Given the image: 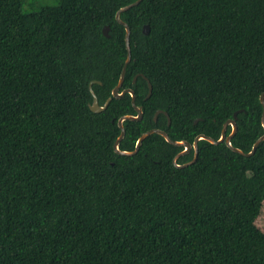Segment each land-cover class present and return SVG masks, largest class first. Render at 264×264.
I'll list each match as a JSON object with an SVG mask.
<instances>
[{
    "label": "trees",
    "instance_id": "1",
    "mask_svg": "<svg viewBox=\"0 0 264 264\" xmlns=\"http://www.w3.org/2000/svg\"><path fill=\"white\" fill-rule=\"evenodd\" d=\"M25 1L0 0V264H264V141L244 156L200 140L182 168L184 147L157 133L114 149L137 115L112 96L127 59L116 14L137 0ZM120 17V93L143 117L119 149L152 129L219 140L238 112L231 143L249 153L264 135V0H142ZM92 81L100 106L111 98L100 113Z\"/></svg>",
    "mask_w": 264,
    "mask_h": 264
},
{
    "label": "water",
    "instance_id": "2",
    "mask_svg": "<svg viewBox=\"0 0 264 264\" xmlns=\"http://www.w3.org/2000/svg\"><path fill=\"white\" fill-rule=\"evenodd\" d=\"M141 2H142V0H137V1H135V2H133L131 4H129V5L125 6V7H122L117 12V14H116L117 21L120 24H122L125 27V29H126L125 44H126V49H127V59H126L125 64L123 66L119 83L117 84V86L112 91V96L114 98H116V99H119L122 96H124L126 93H129L131 95V97H132V104H133V106H134V108H135V110L137 112V115L136 116L126 115V116H123L119 120L118 125L121 128V135H120V137L117 139V141L114 144L115 151L118 154H121V155H129V156L134 155V154H136L139 151L140 146L142 145L143 141L148 136H150L151 134L157 133V134H160L161 136H163L165 138V140L167 142H169L170 144L184 147V151L181 152L180 154H178L174 158V161H173L174 164H175V166L180 167V168L190 166V165H192L193 163H195L197 161V159H198V144H199V141L200 140H207V141H209V142H211L213 144H217V143H220V142H224L225 141L226 144H227V146H229L233 151H235V152H237V153H239L241 155H244V156H251V155H253L256 152L259 144L264 141V135L257 139V141L253 145L252 150L249 153H245L244 151H242V150H240L238 148H235L232 145V143H231V139H232L233 135L237 131V124H236L235 119H237L238 112H236L234 114V118L235 119H230V120H228L225 123V125L223 127V130H222L221 138L219 140H214L213 138L208 137L206 135H199V136H197L195 138L194 143L191 144L190 142L185 141V140L175 141V140L171 139L170 136L168 135V133L165 132V131H163V130L152 129V130H149V131L145 132L144 134H142V136L137 141V144H136V147H135V150L134 151H131V152H129V151H121L119 149V143H120V141L123 139V137L125 135V129H124V126H123V122L125 120H135V121H138V120L142 119V117H143L142 107L136 105V102H135L136 96H135L134 91L132 89H126V90H124L123 92L120 93L121 86L123 85V82H124V79H125L127 66L130 63L131 58H132V55H131V45H130L131 30H130L129 25L126 22H124L123 20H121L120 15H121V13H123V12L131 9L132 7H135V6L139 5ZM109 30H110L109 26H105L104 29H103V32H104V34L107 37L109 36ZM143 32H144V34H148L149 33V25H145L144 26ZM139 76L143 77L148 82V87H149V92H148V95H147V99H148V98H150V96L152 94V89H153L152 84L149 82V80L143 74H139ZM137 77L138 76H136L134 78V82H136ZM94 83H100V82L99 81H92L89 84V88H90L91 94L93 96V104H91L90 108H91V110L93 112L100 113V112L104 111L108 107L109 103L111 102V98H108L107 99V101H106V103H105L104 106H100L99 100H98L96 94L94 93V91L92 89V85ZM260 101H261L262 106H263L262 123H263V127H264V93L260 96ZM159 113H162V111H158L156 115H158ZM165 114L167 115V113H165ZM168 122H169V124L171 122L169 117H168ZM228 125H231L232 126V129H233L232 130V133L229 136L226 135V130H227V126ZM193 148L195 150V155H194L193 160H191L190 162L185 163L184 165H178L177 164V160L179 159V157L181 155H184L186 153H189Z\"/></svg>",
    "mask_w": 264,
    "mask_h": 264
},
{
    "label": "rangeland",
    "instance_id": "3",
    "mask_svg": "<svg viewBox=\"0 0 264 264\" xmlns=\"http://www.w3.org/2000/svg\"><path fill=\"white\" fill-rule=\"evenodd\" d=\"M32 3V0H26L25 4H24V9L26 10H36L38 9L44 2L43 0H37L35 2H33L34 6L31 8L29 7V4ZM255 225L262 231L264 232V201L262 202V207H261V211L260 214L258 216V218L255 221Z\"/></svg>",
    "mask_w": 264,
    "mask_h": 264
}]
</instances>
